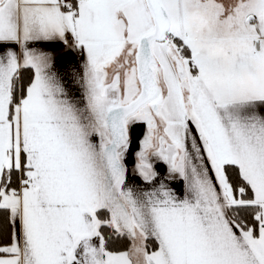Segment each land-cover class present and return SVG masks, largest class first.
Segmentation results:
<instances>
[{"label":"snow or ice","instance_id":"snow-or-ice-1","mask_svg":"<svg viewBox=\"0 0 264 264\" xmlns=\"http://www.w3.org/2000/svg\"><path fill=\"white\" fill-rule=\"evenodd\" d=\"M0 264H264V0H0Z\"/></svg>","mask_w":264,"mask_h":264}]
</instances>
